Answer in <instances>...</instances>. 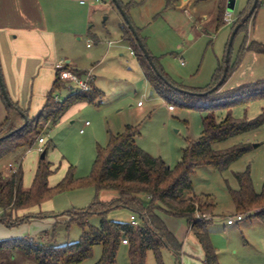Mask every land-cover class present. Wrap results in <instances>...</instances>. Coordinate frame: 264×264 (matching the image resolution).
<instances>
[{"label": "rangeland", "instance_id": "obj_1", "mask_svg": "<svg viewBox=\"0 0 264 264\" xmlns=\"http://www.w3.org/2000/svg\"><path fill=\"white\" fill-rule=\"evenodd\" d=\"M99 1L97 4L100 7H93L92 13V5L88 1H84L85 5L79 1L72 3L74 17L79 19L80 15L82 21L63 39V50L78 60L87 71L92 70L94 86L102 92V96L95 103L76 104L67 112V119H62L41 134L46 140L44 148L48 149L46 160L53 165L54 173L48 180L50 187L57 186L70 169L75 183L89 179L94 172L99 148L105 149L110 137L122 134L127 126L138 128L136 143L141 149L155 158H161L172 169L180 163L183 150L189 143L198 140L204 129L205 111L180 106L178 97L173 103L175 110H170V103L151 89L137 57L131 55L130 45L121 42L119 23L124 24V19L120 11L110 0ZM122 1L124 4L133 1L128 17L134 27L135 24L140 27L137 29L141 30V37L145 39L152 55L158 58L164 72L179 84L199 89L210 85L214 73L223 65L233 24L250 0H236L235 10L230 17L233 22L226 23L225 13V24L220 28L216 24L220 0H196L198 10L193 13L179 8H166V0ZM88 14H91L90 19H86ZM247 33L250 41L264 42V6L251 20ZM247 33L242 31L235 36L230 52L232 61L236 60ZM75 35L81 36V39L76 40ZM109 41L113 42L111 47ZM88 43L91 47L87 46ZM252 55L264 60V55ZM247 64L249 66H244V69L248 74L252 70L254 74L258 69H263L260 75H264V62L251 59L249 63L247 60ZM239 79L241 76L238 78L233 73L220 92L240 85ZM28 82L25 96L31 115L37 105L38 74L32 75ZM71 93H75V90L62 88L55 90L54 94L64 100ZM44 102L42 99L40 104ZM138 102L143 107H139ZM263 113L264 98L231 109L232 116L240 120H253ZM227 114V109H220L215 111V118L222 121ZM86 121L90 122V126L81 134L80 130ZM240 145H250V151L228 169L219 171L213 166L198 167L191 178L193 192L214 205L215 217L208 225V230L219 264H264V225L259 218L253 212L245 213L241 214L245 216L242 222L227 225V219L237 215L232 198V192L240 187L236 174L249 170L254 191L258 194L263 191L264 124L217 145L216 149L225 150ZM40 155L36 144L23 156L25 189L32 186ZM10 159L8 156L0 160V171L8 166ZM7 170L10 175V170ZM116 197L115 191H97L92 185L75 188L45 201L40 208L19 212L21 216L39 212L60 215L57 219L36 218L13 227L0 222V241L22 237L38 239L43 232L48 231L55 236L59 245L77 242L83 232L81 227L76 223L67 225L69 217L61 214L86 209L95 198L109 202ZM132 214L128 209L118 208L110 210L107 218L130 223ZM161 216L182 244L179 255L168 248L162 250L163 264H204V252L190 232L187 219L165 214ZM204 219L211 220L212 217L207 215ZM89 224L99 227L100 218L93 216ZM101 255L102 246H96L93 255L81 264H96ZM16 264L35 263L18 256ZM117 264H130L128 245H121ZM146 264H157L153 252H148Z\"/></svg>", "mask_w": 264, "mask_h": 264}, {"label": "trees", "instance_id": "obj_2", "mask_svg": "<svg viewBox=\"0 0 264 264\" xmlns=\"http://www.w3.org/2000/svg\"><path fill=\"white\" fill-rule=\"evenodd\" d=\"M111 4H114L111 1ZM179 0H166V8H174ZM228 0H220L217 12V28L223 26ZM254 0H250L233 24L232 29L250 11ZM122 8L129 15L133 1L123 4ZM264 6V0H259L253 15L245 21L238 33L248 32L251 20L257 11ZM140 38L139 30L136 28ZM123 37L129 41L138 58L140 66L152 88L166 101L174 106L176 97L180 98V106L205 111L203 119V132L201 137L189 143L183 150L180 163L175 169L168 166L161 158H155L141 149L136 143L139 135L138 128L127 126L122 134L111 136L108 146L99 148L98 158L94 172L89 179L75 183L71 169L65 178L55 187L49 186V177L54 173L52 164L40 160L35 173L32 186L24 188V170L22 162L10 175L0 173V222L7 227L23 224L36 218L52 217L57 219L60 215L48 213H26L32 211L62 193L88 185L97 191H115L117 197L112 201H101L95 198L86 209L67 211L61 215L69 217V223H76L82 229V235L77 242L59 245L55 236L48 231L43 232L38 239L22 237L0 241V264H16L17 257L22 256L35 264H81L93 255L96 246H102V255L96 264H117L118 251L124 240L129 246L130 264H146L148 252H153L157 264H163L162 250L168 248L176 255L180 254L182 244L168 229L162 214L186 218L190 232L204 252V264H219L217 252L211 243L208 225L213 221L214 205L208 199H201L193 192L192 175L201 166H213L219 171L228 169L236 160L250 151L251 146L240 145L231 149H216V146L250 131L256 130L264 124V113L253 120L236 119L231 114L233 107L248 104L264 98V79L242 84L225 92H220L227 80L242 64L249 52L264 55V43L250 41L248 33L240 47L235 61L229 56L228 72L223 86L217 91L207 94L222 78L225 69V59L214 73L212 83L204 88H190L173 81L162 69L158 58L150 55L161 73L159 77L151 67L148 59L139 48L137 41L126 23L123 25ZM237 33V34H238ZM148 48V47H147ZM149 50V49H148ZM227 54V51H226ZM173 87H171L168 83ZM182 89L193 94L182 93ZM67 88L66 82L58 75L51 91L47 94L46 102L35 118H30L28 110H23L16 103L13 104L28 118H24L8 106L3 94L2 100L9 112L6 120L0 125V160L20 150H31L41 138L43 132L56 126L67 112L79 103H95L100 99L102 92L93 86L88 93H73L64 100L55 99V90ZM227 109L228 114L222 121H217L215 111ZM13 115L19 117L16 122ZM44 152H48L45 148ZM21 161V160H19ZM239 189L232 192V198L237 215L254 213L264 225V186L258 194L254 191L249 170L236 174ZM125 208L130 210L139 222L138 227L130 223H121L107 218L110 210ZM210 215L211 220L197 218ZM93 216L100 218L99 227L89 224Z\"/></svg>", "mask_w": 264, "mask_h": 264}, {"label": "crops", "instance_id": "obj_3", "mask_svg": "<svg viewBox=\"0 0 264 264\" xmlns=\"http://www.w3.org/2000/svg\"><path fill=\"white\" fill-rule=\"evenodd\" d=\"M78 1L81 5H85L84 1L91 3L92 6L90 7V13H92L93 7H95V9L100 7L97 4L100 2L99 0H0V66L3 81L11 100L19 105L21 109L25 111L28 110L30 113L31 108H28L25 96L29 85L28 81L29 78L35 74H38V79H40V82L38 83L39 88L37 92V105L34 108V114H29L30 118H35L38 115V112L42 110L46 102L47 94L51 91L56 80L57 72L54 68L56 63L60 61L69 62L74 69V72L80 77L84 76L88 72L78 60L71 57L69 54L64 53L65 51L63 50V45L65 44L63 39L71 31H74L78 27V23L82 21L80 15H77L79 19L74 17L75 14L72 10V3H76ZM121 2L124 4L122 0ZM128 3L129 2L126 4ZM197 3L198 2L196 0H179V3L174 8H179L183 11L189 10V12H197ZM130 11L131 10L129 9V13ZM90 17L91 14H88L86 19H90ZM119 25L121 42H125L130 45L131 55L137 57L136 54H132V52L135 51L130 42L125 40L123 37L124 24L119 23ZM137 27L138 26L135 24V28ZM139 32L141 33V30H139ZM75 39L80 40L81 36L75 35ZM112 45L113 42L109 41V47ZM87 46L91 47V44L88 43ZM252 54L256 53H247L242 64L234 72V75H237L238 78L241 76V80L239 79L240 85L264 79V75H260L263 69H258L254 74L252 73L253 70L252 72L249 71L250 73L248 74L246 69H244V66H249V64L246 65L247 60L248 63L251 59L257 61L259 60L261 63L264 62V60L261 61L260 57ZM256 55L261 56L260 54ZM182 64H184V62H182ZM66 85L67 90H73L71 85L68 83H66ZM151 89H153L152 86ZM152 94L153 93H151V95ZM1 95L2 91L0 87V125L9 115ZM42 99L45 101L43 105L40 104ZM139 103L140 102H138V106ZM139 107H143V105ZM68 115L69 114H66L62 119H67ZM13 116L16 122L19 123V117H17V115ZM85 123L83 125L84 131L85 128L90 126H85ZM40 147L43 148L44 152V145L38 144V149ZM29 151H17L16 153L10 155L9 157L11 159L8 166L1 170L0 173L7 176V169L10 170V165L14 168L18 166L19 162H22L23 165V156H25ZM43 152L39 153L42 155Z\"/></svg>", "mask_w": 264, "mask_h": 264}, {"label": "water", "instance_id": "obj_4", "mask_svg": "<svg viewBox=\"0 0 264 264\" xmlns=\"http://www.w3.org/2000/svg\"><path fill=\"white\" fill-rule=\"evenodd\" d=\"M111 1H113L114 5L120 11V13H121V15H122V17L124 19V22L126 23L128 28L131 30L132 34L134 35V37H135V39L137 41V44H138L139 48L143 52L144 56L148 59L151 67L154 69V71L157 73V75L159 77L163 78L161 73L159 72V70L157 69V67H156V65L154 63L148 48L145 46L144 42L140 38L136 28L134 27V25L130 21V19H129L128 15L126 14V12L124 11V9L122 8V5L120 4L119 0H111ZM258 2H259V0H254V3L252 5L250 11L248 12V14L241 20V22L233 30L230 42L228 44V49H227V54H226V59H225V69H224L223 76H222L221 80L211 90H209L207 93H203V94H200V95H204L205 96L207 94H211V93L217 91L221 86H223V84L225 82V79H226V76H227V72H228L229 56H230L231 47H232L234 38L237 35V33H238L239 29L241 28V26L245 23V21H247L253 15V13L255 12V10L257 8ZM235 3H236V0H228L227 9H226L227 13L231 14L232 12H234L235 5H236ZM168 84L171 87H173L170 83H168ZM0 87H1L2 94H3L4 98H5L8 106L11 107V109L13 111H15L16 113L20 114L24 118V124L22 125V127H20V129L24 128L28 124V118L26 117V115L22 111H20L16 106H14V104H13V102H12V100H11L7 90H6L4 81H3V77H2V73H1V66H0ZM174 89L179 90L182 93L193 94V93H191L189 91L178 89V88H175V87H174ZM45 158H46V152H43L40 159L42 160V159H45Z\"/></svg>", "mask_w": 264, "mask_h": 264}, {"label": "built area", "instance_id": "obj_5", "mask_svg": "<svg viewBox=\"0 0 264 264\" xmlns=\"http://www.w3.org/2000/svg\"><path fill=\"white\" fill-rule=\"evenodd\" d=\"M227 13V12H226ZM231 14L227 13V16L225 17V21L228 24H231L233 21L231 20ZM132 54L134 55L135 52H132ZM58 77L65 81L66 83H68L69 85H71L73 87V90H75V93H88L92 90L93 88V81H94V76L92 71H88L84 76H79L77 73L74 72V69L72 68L71 64L67 61H60L58 63L55 64L54 66ZM55 99L57 101H61L62 99L60 98V96L56 95ZM142 103H139V106H141ZM170 110H174L175 107L174 106H170L169 107ZM90 122H86L85 126H89ZM81 133H84V129H81L80 131ZM46 142L44 137H41L38 139V144L39 145H44ZM39 152H43V148L40 147L38 149ZM15 168L10 165V172L14 171ZM197 218H204L205 216H201L199 214H196ZM245 219L244 215H236L233 217H229L227 219V225L232 226L235 224H238L239 222H242ZM131 224L134 227H138L139 222L136 220V218L134 216L131 217ZM124 243L126 244L127 241L124 240Z\"/></svg>", "mask_w": 264, "mask_h": 264}]
</instances>
